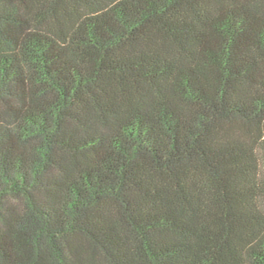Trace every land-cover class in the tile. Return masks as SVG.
<instances>
[{"label": "trees", "instance_id": "obj_1", "mask_svg": "<svg viewBox=\"0 0 264 264\" xmlns=\"http://www.w3.org/2000/svg\"><path fill=\"white\" fill-rule=\"evenodd\" d=\"M0 264H264V0H0Z\"/></svg>", "mask_w": 264, "mask_h": 264}]
</instances>
